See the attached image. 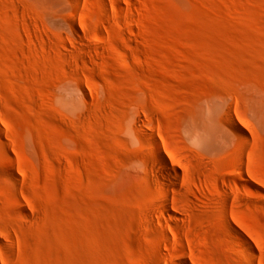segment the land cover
Segmentation results:
<instances>
[{
  "label": "rangeland",
  "instance_id": "obj_1",
  "mask_svg": "<svg viewBox=\"0 0 264 264\" xmlns=\"http://www.w3.org/2000/svg\"><path fill=\"white\" fill-rule=\"evenodd\" d=\"M161 261L264 264V0H0V264Z\"/></svg>",
  "mask_w": 264,
  "mask_h": 264
},
{
  "label": "bare ground",
  "instance_id": "obj_2",
  "mask_svg": "<svg viewBox=\"0 0 264 264\" xmlns=\"http://www.w3.org/2000/svg\"><path fill=\"white\" fill-rule=\"evenodd\" d=\"M166 160L163 159L162 155L160 153H158L157 156V165H159L163 171H165L166 173L170 174V175H174L175 176V172L173 170H171V168H169V166L167 165V163L165 162ZM163 260V259H162ZM167 260V259H166ZM164 259V261H166ZM162 262V261H161ZM169 262V261H168ZM167 263V262H166ZM163 264V262H162Z\"/></svg>",
  "mask_w": 264,
  "mask_h": 264
}]
</instances>
